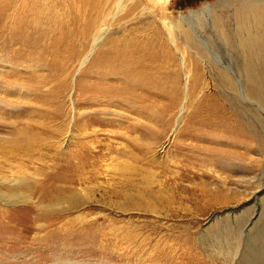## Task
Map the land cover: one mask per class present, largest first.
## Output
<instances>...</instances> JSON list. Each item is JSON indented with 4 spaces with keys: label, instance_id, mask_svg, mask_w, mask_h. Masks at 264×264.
Here are the masks:
<instances>
[{
    "label": "rangeland",
    "instance_id": "374dc122",
    "mask_svg": "<svg viewBox=\"0 0 264 264\" xmlns=\"http://www.w3.org/2000/svg\"><path fill=\"white\" fill-rule=\"evenodd\" d=\"M140 1L144 12L94 0L100 18L90 0H0V264H264V104L257 127L254 105L233 95L243 5L166 0L162 10L159 0ZM209 3L211 16L189 18ZM146 44L180 70L176 118H185L175 134V118L163 131L162 117L143 111L170 101L153 104L144 91L165 92L131 68L111 86L127 101L99 94L114 81L98 72L100 57ZM189 60L242 132L174 142L194 131L186 123L205 100ZM174 67L169 59L163 75Z\"/></svg>",
    "mask_w": 264,
    "mask_h": 264
},
{
    "label": "bare ground",
    "instance_id": "6f19581e",
    "mask_svg": "<svg viewBox=\"0 0 264 264\" xmlns=\"http://www.w3.org/2000/svg\"><path fill=\"white\" fill-rule=\"evenodd\" d=\"M113 1H115V0H103V3L105 6H108ZM119 1L120 0H118V2ZM223 1L227 2L228 0H223ZM238 2H240L243 5V8H241V10H240L241 12H239L240 18L242 19V22L237 26L238 28H236V30H235L236 35H237V33H240L241 36L240 35L237 36L236 42L238 44V47H237L238 51L242 52L243 55H241V58H242L241 59L242 60L241 72H235L234 73L236 78H237L236 83H237L238 89H237L236 93L233 92L234 93L233 95L235 97L239 98L240 100H244V102L249 101L251 104L254 105V107H255V109H254L255 110V121H256V126L258 127L260 114H261L260 112H262V109H263L262 103L264 104V77L262 76L263 74L260 71L261 66L264 64V0H239ZM159 3L161 6L160 8L163 10V4H166V0H159ZM88 5L91 7V9H94L97 12L98 16L101 18V15L99 14V12L96 9V6L94 4V0H90ZM119 6H120V11L125 10L128 12H136V11L144 12V10L147 9V6L145 4H143L140 0H121ZM213 10H214L213 5H211L209 3V4L204 5V8L201 11V13H198L194 10H191L188 16L191 20H195L196 18L200 17L201 15L211 16ZM114 15H115V10L112 13L111 17H104L105 22L109 23L113 19ZM186 17H183V20L185 22L187 21ZM175 20H178V19H175ZM239 21H240V19H239ZM164 24L166 25V23H164ZM180 24H181V21L175 22L174 24L171 25V27L173 29H177V28L179 29ZM165 27H169V26H165ZM220 29H221V27H220ZM88 31L91 32V35H93V38L95 39L94 34L98 31V29H95L93 27H89ZM81 32L85 33L84 30H82ZM173 36H174V32H173L171 37H173ZM163 43H164V41L162 42V44ZM207 45H208V43H207ZM145 47L148 48L149 50H144ZM145 47H143V50L117 49L114 51L113 54L107 53L104 56L100 57L101 62L102 61L103 62L96 64V68H105V69L104 70H98V72L102 73L104 77L114 79V81L109 82V83L106 82L105 85H108L105 88L106 90L99 92V94L103 95V97H105L107 99L108 98L109 99H116V101L121 99L123 101H127V100H124L122 98L125 96L120 94L121 92L124 91L121 89L122 87L120 88V86H117L114 88L111 86H112V84H116V81L118 79L121 80V79L127 78L121 72L123 66H127V67L131 68L132 69V71H130L131 74L139 75L141 77V79L143 78L145 80V82H142V83L146 84L147 86L155 84L156 87H160L163 89V91L165 92V93H163V95L162 94L158 95V92L152 91V90H148V91H144V92L146 93L147 96L152 98L153 101L151 103L160 104L166 98V99L170 100L168 102V104L163 103L164 105H162V106L160 105L161 107L159 106L156 108L154 106L153 107L150 106L151 104L150 105L147 104L149 107L144 108L143 111L145 113L147 112V113L157 114L160 117H162L163 125H164L163 131H168L170 129L169 128L170 123L173 120V118H175L176 121L174 123L176 124L175 125L176 127H174L173 129H172L173 126L171 127L172 134H175V132L177 131V128L179 126V123L181 122V118H182V116H179L176 118V115H178V113H177L178 108L177 107H178V104L180 103L179 102V99H180L179 98V91L180 90L178 89L179 79H180V70H179V68H176L177 64H176V61L172 58L173 56L171 54L167 53L166 50L153 49L155 47H153L152 45H151V47H153V48H150L149 44H146ZM86 50H87V48L85 50H82V52H73L72 56L74 55L75 58H77V59L82 58L83 53ZM247 50H250V51H247ZM209 54H210V58L212 57L216 62L219 59H222V57L217 52L214 53L212 50L209 52ZM249 55H252V61H250L249 59H248L249 61L247 60L246 57ZM169 59L172 60V64L175 66L174 72L171 76H165V75H163V70H164ZM205 62L208 63L209 60H205ZM189 66L191 69V76H192L190 79L192 82V88L193 89H195L196 87L200 88L201 85L205 84V81L202 80L199 69L194 65V63L192 61H190ZM225 75L226 74H224L220 71L221 79H224ZM235 76H234V78H235ZM141 79H140V81H141ZM142 83H141V85H142ZM117 85H120V84H117ZM203 86L205 88L202 87L203 91L200 90V94L203 96V99H205L204 103L201 101L203 103V105L197 111L195 110L196 111L194 113L195 115L191 116L192 118L189 120V121H191V126L188 123H186V122L185 123H186V126L189 128V130L194 128V131L192 129L193 132H196L197 130H202L203 128L206 127L205 132L207 133L208 136L201 139V138H199V135H193L192 134L193 132L192 133H182V131H181V132L176 133V135L174 136L175 137L174 142L176 144L179 143L180 145H183V143H181V141H180L179 136H186V134H188L190 136L189 138H192L194 140H198L200 142L205 141L208 144L211 141H215V139L224 136L225 134H228V133L231 134L233 132H237V133L242 132V129L239 126L234 124V121H233L232 117L229 115V112L227 110L225 103L223 102V99L220 98L216 93H214V91L212 89H210L209 87H207L205 85H203ZM165 87H167V89ZM160 88H158V89H160ZM95 89H96V87H95ZM97 89H98V87H97ZM85 90L90 93V91L93 90V88L86 87ZM156 90H157V88H156ZM94 97H96V96H94ZM154 97L159 98V101H155L157 99L154 100ZM88 99H89V97H88ZM120 103H122V102L120 101ZM106 104H108V103H106ZM155 106H157V105H155ZM184 118H182V121H184L183 120ZM160 124H161V122H160ZM195 125H197L198 127L195 128L194 127ZM210 127H212V129ZM203 133L199 132L200 135ZM160 138L163 140L162 137H160ZM256 142H257V144L258 143L261 144L260 143V137L257 134H256ZM164 143H165V141H164ZM207 144H205V145L204 144L203 145H201V144L200 145L188 144V145H186V147H189L188 150H192V148L194 147V149L196 148L197 150L210 149L212 152H214L212 150V148L207 146ZM181 148H182V146H181ZM184 149H186V148H184ZM194 149H193V151H194ZM257 149H258V147H257ZM227 153H228V151H227ZM231 154H232V152H231ZM257 162H259V159H257ZM256 177L257 176L255 175L254 178L256 179ZM255 181L257 184L259 183L258 180H255ZM255 181H254V183H255ZM220 247H222V246L220 245ZM220 249H222V248H220ZM75 262L76 261H74V263L58 262V263H52V264H81V263H75ZM82 264H89V263L87 262V263H82Z\"/></svg>",
    "mask_w": 264,
    "mask_h": 264
}]
</instances>
